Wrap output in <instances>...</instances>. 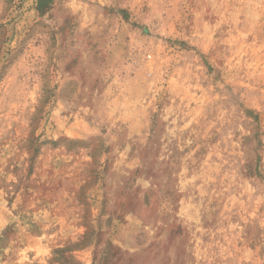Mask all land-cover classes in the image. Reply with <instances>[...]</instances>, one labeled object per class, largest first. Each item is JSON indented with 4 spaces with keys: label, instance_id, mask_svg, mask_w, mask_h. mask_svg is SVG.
<instances>
[{
    "label": "rangeland",
    "instance_id": "1",
    "mask_svg": "<svg viewBox=\"0 0 264 264\" xmlns=\"http://www.w3.org/2000/svg\"><path fill=\"white\" fill-rule=\"evenodd\" d=\"M0 264H264V0H0Z\"/></svg>",
    "mask_w": 264,
    "mask_h": 264
}]
</instances>
